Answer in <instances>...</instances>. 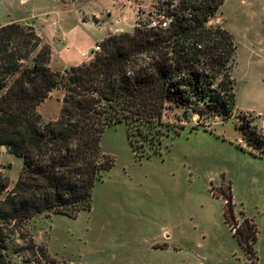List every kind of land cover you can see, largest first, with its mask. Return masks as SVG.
<instances>
[{"label": "trees", "instance_id": "trees-1", "mask_svg": "<svg viewBox=\"0 0 264 264\" xmlns=\"http://www.w3.org/2000/svg\"><path fill=\"white\" fill-rule=\"evenodd\" d=\"M225 2L169 0L167 27L138 22L133 33L109 34L90 60L63 72L51 69L52 48L32 27L0 25V146L23 160L13 187L0 175L3 250L7 231L20 233L39 215L76 218L92 210L96 184L115 165L103 152L106 129L125 124L136 152L171 135L170 111L232 118L237 45L230 31L209 26ZM55 89L63 92L61 111L46 121L38 107ZM240 128L252 147H263L257 127ZM136 134L144 139L134 140ZM222 198L226 223L250 264H258L256 222L243 211L239 221L232 190ZM28 247L39 263L59 264L37 254L32 238Z\"/></svg>", "mask_w": 264, "mask_h": 264}, {"label": "rangeland", "instance_id": "rangeland-1", "mask_svg": "<svg viewBox=\"0 0 264 264\" xmlns=\"http://www.w3.org/2000/svg\"><path fill=\"white\" fill-rule=\"evenodd\" d=\"M22 1L0 0V24L32 14L31 0ZM124 1H129L134 9V31L138 22L169 24L172 19L166 15L169 0ZM26 26L38 32L37 25ZM209 26H221L234 36L236 107L264 108L257 98L254 77L259 71L251 53L264 47V0H226L209 19ZM99 45L94 46L93 52ZM57 65L59 62L54 67ZM62 93L58 89L52 91L42 107L43 118H58ZM246 112L249 111L224 120L198 114L184 117L182 110L170 111L165 120L175 126L170 128L171 135L161 145L139 147L136 152L125 124L106 129L102 148L115 159V165L96 184L92 210L81 212L76 218L39 215L29 220L20 233L11 235L7 231L6 250L0 242V264H49L46 259L39 263L28 247L31 238L34 241L33 230L38 240L46 239L53 254L75 263L250 264L224 218L222 194H230L231 187L239 221L243 211L258 226V264H264V163L253 157L264 153V148L253 147L255 151L251 152L241 142V119ZM182 125L186 128L175 135L176 127ZM138 138L144 139L137 134L133 139ZM22 166L21 158L0 146V175L9 177L11 187ZM5 196L6 192L0 193V199ZM162 227L176 232L179 254L160 250L168 243L162 239ZM36 246L37 254L53 258L45 246ZM58 262L72 264L67 260Z\"/></svg>", "mask_w": 264, "mask_h": 264}, {"label": "crops", "instance_id": "crops-1", "mask_svg": "<svg viewBox=\"0 0 264 264\" xmlns=\"http://www.w3.org/2000/svg\"><path fill=\"white\" fill-rule=\"evenodd\" d=\"M29 1L30 0H23L22 2L25 3ZM31 2H32L31 15H29L26 18L12 19L0 25H5L11 22H19L24 25H33V26L37 25L38 32L37 31L36 32L47 43H49L52 48V59L50 62V66L51 69L54 71L63 72L72 66H77L90 60L93 57L92 55L94 54L93 52L94 46L97 45L98 43H101L107 37L109 32L133 33L134 31V25L132 23L134 22V16H133L134 14L131 13V11L134 13V9L133 6L129 5V1L31 0ZM251 53H254L255 64L257 66L256 69H258L259 71L258 75L254 77V81L256 82L255 88L258 89L257 98L264 107V47L261 46L260 48L253 50ZM56 62H59V65H57V67H54V64ZM48 100L49 98L46 99L38 107V111L40 113L42 107ZM241 111L253 112L254 115L256 116L254 118V125L257 127L264 126V108L260 110H255L249 108L242 109L240 107L235 106L234 114L232 117L236 116V114ZM44 120L49 121L54 119L44 118ZM204 131L209 132V130L207 129H204ZM241 142H244V144H246L248 151L251 152L255 151L253 150V147L248 143L245 136L243 137V139H241ZM253 157L255 159H259L261 163H264V153H259L258 156L255 155ZM212 194L214 195L213 192ZM232 194H233V190H232ZM234 203H235V198H234ZM235 208H236V204H235ZM32 233L34 236L35 243L37 245L45 246L49 254L53 258L57 260H67L72 264H83V263H75L70 259L59 257L58 254H53L48 247L46 239L41 238V240H38L34 230ZM161 234H162V239L167 241L168 243L165 248H162L160 250L165 252L169 251L176 255L179 254L181 252V247H180V242L178 241V238L176 236V232H174L173 229L162 227Z\"/></svg>", "mask_w": 264, "mask_h": 264}, {"label": "built area", "instance_id": "built-area-1", "mask_svg": "<svg viewBox=\"0 0 264 264\" xmlns=\"http://www.w3.org/2000/svg\"><path fill=\"white\" fill-rule=\"evenodd\" d=\"M149 25L150 26H162V27H167L168 26V23L167 22H161V21H151V22H149ZM34 29V28H33ZM35 30V29H34ZM36 31V30H35ZM256 116L254 115V113L253 112H251V111H249V112H246L245 114H244V117L241 119V123L242 124H248L249 126H251V127H257V126H255L254 125V118H255ZM260 117V116H259ZM257 129H258V134H259V136H260V138H261V140L264 142V126H262V127H257ZM263 148H264V143H263Z\"/></svg>", "mask_w": 264, "mask_h": 264}]
</instances>
